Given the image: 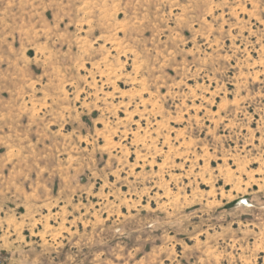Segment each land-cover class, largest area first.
Wrapping results in <instances>:
<instances>
[{
	"label": "rangeland",
	"instance_id": "374dc122",
	"mask_svg": "<svg viewBox=\"0 0 264 264\" xmlns=\"http://www.w3.org/2000/svg\"><path fill=\"white\" fill-rule=\"evenodd\" d=\"M0 264H264V0H0Z\"/></svg>",
	"mask_w": 264,
	"mask_h": 264
}]
</instances>
